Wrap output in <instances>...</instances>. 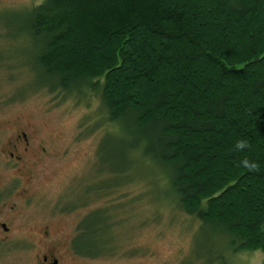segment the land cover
I'll list each match as a JSON object with an SVG mask.
<instances>
[{
  "label": "trees",
  "instance_id": "obj_1",
  "mask_svg": "<svg viewBox=\"0 0 264 264\" xmlns=\"http://www.w3.org/2000/svg\"><path fill=\"white\" fill-rule=\"evenodd\" d=\"M28 25L50 91L100 88L129 151L167 169L183 209L264 252V0H42ZM104 217L84 219L78 252L101 251Z\"/></svg>",
  "mask_w": 264,
  "mask_h": 264
},
{
  "label": "rangeland",
  "instance_id": "obj_2",
  "mask_svg": "<svg viewBox=\"0 0 264 264\" xmlns=\"http://www.w3.org/2000/svg\"><path fill=\"white\" fill-rule=\"evenodd\" d=\"M41 1L0 0V150L22 131L37 147L21 172L0 155V188L26 196L0 264H39L48 246L60 248L61 264H264L262 250H236L183 209L167 169L129 151L132 137L110 122L100 88L65 94L45 86L28 30ZM98 211L105 217L93 237L101 251L78 252L74 239Z\"/></svg>",
  "mask_w": 264,
  "mask_h": 264
},
{
  "label": "flooded vegetation",
  "instance_id": "obj_3",
  "mask_svg": "<svg viewBox=\"0 0 264 264\" xmlns=\"http://www.w3.org/2000/svg\"><path fill=\"white\" fill-rule=\"evenodd\" d=\"M36 142L31 140L26 131L18 133L6 142L4 148L0 150V155L6 158L5 163L8 167L15 165L17 171L23 170L27 164H30L34 158ZM45 151V148L42 149ZM0 188V245L12 241L14 233H17L21 209L25 199L24 191L16 193L12 197L7 196L9 190ZM46 236H49V227L44 231ZM48 251L45 252L38 260L39 264H61L62 251L58 246H48Z\"/></svg>",
  "mask_w": 264,
  "mask_h": 264
},
{
  "label": "clouds",
  "instance_id": "obj_4",
  "mask_svg": "<svg viewBox=\"0 0 264 264\" xmlns=\"http://www.w3.org/2000/svg\"><path fill=\"white\" fill-rule=\"evenodd\" d=\"M247 147H248V141H247V139H237L235 141L234 149H236V150H243V149H245ZM240 165H242V167L244 169H247L249 171H256L260 167V164H259L258 161H256V160H250L247 157L243 158L240 161ZM260 254H261V250L260 249L254 250V255L255 256H259Z\"/></svg>",
  "mask_w": 264,
  "mask_h": 264
}]
</instances>
